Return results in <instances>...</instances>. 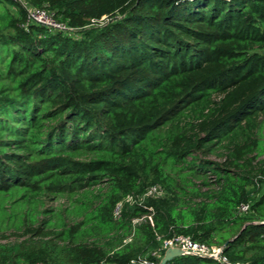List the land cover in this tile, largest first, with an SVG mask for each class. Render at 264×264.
I'll use <instances>...</instances> for the list:
<instances>
[{
  "label": "trees",
  "instance_id": "16d2710c",
  "mask_svg": "<svg viewBox=\"0 0 264 264\" xmlns=\"http://www.w3.org/2000/svg\"><path fill=\"white\" fill-rule=\"evenodd\" d=\"M175 235L264 264V0H0V264H159Z\"/></svg>",
  "mask_w": 264,
  "mask_h": 264
},
{
  "label": "built area",
  "instance_id": "2783aa9c",
  "mask_svg": "<svg viewBox=\"0 0 264 264\" xmlns=\"http://www.w3.org/2000/svg\"><path fill=\"white\" fill-rule=\"evenodd\" d=\"M24 7L27 9L28 18L30 21L34 23H38L43 26H48L56 29L66 30L68 29L67 26L58 22L54 16V14L47 10V9H33L28 7L25 3H23ZM164 195V190L160 185H152L150 186L147 191L138 197H134L133 195H128L125 198V202H130L131 204L138 202L142 203L144 199L149 197H161ZM124 202L121 201L117 204L114 215L116 218L121 216V211ZM242 211H247L249 209V205H242ZM151 217V215H149ZM142 218L134 219V223L139 222ZM177 247L182 249L186 252V254H196L206 257H211L220 261L222 264H244L241 262H232L230 261L224 254H223V247L222 246H210L206 243H201L198 241L193 240L188 235H175L169 239L164 240L163 246L159 250H155L152 252L154 257H159L162 250L166 252L168 248ZM131 264H158L155 259L150 258L149 256H139L137 258L131 259ZM101 264H115L112 262H103Z\"/></svg>",
  "mask_w": 264,
  "mask_h": 264
},
{
  "label": "water",
  "instance_id": "95a60500",
  "mask_svg": "<svg viewBox=\"0 0 264 264\" xmlns=\"http://www.w3.org/2000/svg\"><path fill=\"white\" fill-rule=\"evenodd\" d=\"M182 255H186V252L183 251L182 249L177 248V247L168 248L164 256L162 257V259L160 260L159 264H166L172 258L177 257V256H182Z\"/></svg>",
  "mask_w": 264,
  "mask_h": 264
},
{
  "label": "rangeland",
  "instance_id": "374dc122",
  "mask_svg": "<svg viewBox=\"0 0 264 264\" xmlns=\"http://www.w3.org/2000/svg\"><path fill=\"white\" fill-rule=\"evenodd\" d=\"M213 157V156H212ZM215 158V157H214ZM216 159V158H215ZM51 203V205H57L58 204V202H50ZM10 239L11 240H14L15 239V237H13V236H10Z\"/></svg>",
  "mask_w": 264,
  "mask_h": 264
}]
</instances>
